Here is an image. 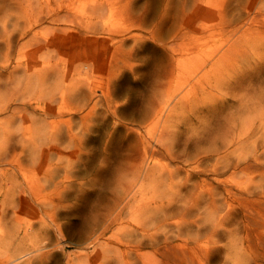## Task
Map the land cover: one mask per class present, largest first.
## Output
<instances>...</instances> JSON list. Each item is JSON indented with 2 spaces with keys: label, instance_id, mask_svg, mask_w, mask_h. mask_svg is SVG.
<instances>
[{
  "label": "rangeland",
  "instance_id": "rangeland-1",
  "mask_svg": "<svg viewBox=\"0 0 264 264\" xmlns=\"http://www.w3.org/2000/svg\"><path fill=\"white\" fill-rule=\"evenodd\" d=\"M83 1H79V4L82 3L81 6L84 5ZM126 1L122 0L120 4L115 6L111 5L101 11L99 17L94 16L91 22L98 24L100 30L93 31L88 30V27H85L83 23L57 21L56 15L50 13L48 7L51 9L56 5L64 6L60 10L65 12L70 0L61 1L59 4H56L55 0H35V11L40 7L43 10L40 11L41 19L32 23V26L26 22L24 17L19 18L18 24L15 26L14 22L18 18L16 14L20 10L19 3L16 0H0V91H2L0 92V107H2L0 108V133L3 125H11L10 130L12 131V133L7 132L3 135L6 139L5 149L7 148V152L3 153V162L0 163V176L3 171L8 170L11 173V178L17 179L18 182L14 183H19V186L13 185L15 188L10 191V198H8L16 197L14 202L17 203L20 202L19 199L21 198L19 194L29 188L27 187L28 181L24 177L33 175L35 182L37 181L35 183V195L31 196V192L27 189L34 206H26V204L21 206L23 207L21 222L24 224L33 220L35 223L34 241L33 238L22 241L23 233H21L12 247H4V254L6 253V258L9 257L7 264H75L79 261L80 256L85 254H91L93 259L97 257L105 262L112 258L114 260L112 263L115 264L117 258L121 256V250L117 251L119 250L117 249L118 246L121 247L117 237L121 236L124 241L126 238L129 240L128 234L119 227L122 225L121 220L129 222L131 226L138 225L141 221L151 218L148 216L154 212L153 208L148 210L133 209V203L137 205L142 195L146 196L148 201L153 199L160 201L163 210L158 214H167V228L164 230L168 232L162 236V241L152 242V246L144 245L138 253L136 251L128 253L127 257L131 263L264 264V196H262L264 190V147H261V155L259 161L256 162L252 157L254 147L252 138L244 143V149L238 150H244L248 155V162L252 164L250 172L235 173L234 168H229L220 174L207 172L192 176L190 189L188 191L187 189L180 190L182 195L188 197L190 193H193L192 196H194L195 201L189 207H186L183 201L171 204L165 202L164 199L169 196L174 197L177 194L178 187L170 188L171 180L169 178L162 180L165 176L161 174L160 168L154 165V160H148L151 167L147 173L148 178L145 177L142 184H140L141 179L143 180L145 173L140 174V171L136 173L129 171L131 174L128 175L129 172L124 174L123 170H118V173L114 174L115 176L113 175L111 179H108L110 175H105L113 165L121 167L123 163L127 164L130 160L141 161L144 143L141 140L143 137H140V130L147 136V130H150L153 121L148 115L144 122V129L139 128L141 123H139L140 120L136 119V113L142 112L143 107L141 105L139 107L131 106L127 115L122 113L115 115L113 110H115L116 104L123 105V107L127 106L125 103L129 98L126 96L127 94H119L120 90L116 88V85L126 82L120 88H124L126 92H128L129 87L132 90L135 89L136 94L139 95L138 98L145 99L144 105H147L148 108L151 103L148 102L149 98L145 93H153L149 78L152 80L161 78L158 73L150 74L149 78L144 73V70H148L151 63L150 58H155L154 48L156 46H165L167 50H170L169 47L175 44L178 48L183 47V50L185 47V52L188 51L189 46H194L195 51L192 54L196 55V68L203 61L199 55L217 57L223 51H229L228 46L232 45L233 41V46L238 50L232 56L236 63V70L227 78L225 84L229 94L216 103L218 107L208 108V110L203 107L195 114L194 112L189 114L188 119L190 121L186 118L188 121L185 120L181 125L178 124V128H180L178 131L179 146H176L175 149L180 154L178 153L176 158H171V160L165 154L159 155L161 160L170 166L179 165L182 168L178 176L173 178L174 182L176 179L178 183L183 182L194 167L193 160L196 161L197 157L194 153L188 152L190 148L198 142H201L202 145L210 142L206 141L209 139L207 133L195 131L198 126L206 124L205 129L209 130L215 122L216 116L224 120L227 112L247 106L246 98L249 95L254 94L259 97L264 94V0H221L218 8L208 15V21L211 25L225 29L221 33L198 32L192 37L190 28L180 23L174 25L173 28L167 27L166 35L160 36L159 39L152 38L153 25L143 22L144 5L150 1L137 0L136 5L133 3L136 0H130V4H126ZM162 1L164 3L165 0ZM162 6L164 5L161 4V8ZM111 12H113L114 17L108 18ZM181 12L179 9L172 12V16L179 22L183 20ZM158 19H160L159 16ZM205 22L207 21L196 22L195 29L201 30V27L206 25ZM5 25L8 30L5 29ZM176 30L179 37L175 35ZM6 31H11L9 32L11 34L9 35ZM134 34L140 36L137 38ZM98 35L100 37L98 41L88 40V36ZM114 36H116L115 39ZM107 37H112L115 41L107 44ZM123 37L128 38V40L123 42L122 47L118 48V54H116L115 48L119 43H122ZM47 39H54L56 48L51 52L49 49L46 50L40 58L46 57L49 52V57L54 59L60 56V52L63 55L66 54L67 60L60 62L61 67H63L61 77L71 70L69 76L73 75L71 81L77 85L78 93L71 96L67 102L69 110L65 116L71 117V120L67 123L60 121L62 123L60 125H63L62 128H64L63 135L65 137H61L58 141L59 145L65 148L66 155L60 159L58 152L55 151L47 165H44V168H39L37 161H46L45 158H42L45 155L41 156L40 154L42 148L47 147L48 144H43L42 140L39 139V145L36 148L38 156L35 158L34 144L28 141L24 142L21 139V134L27 129L29 122L21 119L20 115L26 112L30 120L37 119V121L45 115L42 114L43 109L41 107L35 111L37 104L35 98L29 100V96L21 97L18 93L16 94L14 79L9 76L10 71L15 69L17 64L18 67H21L19 68L20 73L17 74L18 76L15 75L17 77L15 79L25 76L30 68L28 66V63L31 62L29 61V54L35 53V44L41 45L39 41ZM228 40L232 41L225 44ZM57 48L59 49L57 50ZM105 49H108L107 52ZM21 50L23 51L21 52ZM22 56L25 58H21ZM32 56L35 59L33 54ZM155 60L157 59L155 58ZM155 60L154 64H157L158 61ZM191 65L192 63L188 59V68H185V72L189 71ZM102 67L107 69L102 70ZM50 75L54 79L60 76L57 71L53 70ZM164 78L166 79V77L162 79ZM100 79L109 83L111 81V95L115 97L112 105L114 104L115 108L114 106L109 108L106 104L102 94L103 89L107 87ZM91 81L93 86H91ZM139 84L142 87L137 88ZM188 89L192 94L191 105L195 106L197 105L196 99H194L196 91L190 87ZM82 90H85L87 94L78 95L79 91ZM155 90L157 91V89ZM100 97H103V101L99 104L98 109L93 112L94 116L90 117L87 112L91 104ZM180 104L173 105V109L178 107L174 117L184 119L185 114L180 109ZM52 110L48 114L47 121L55 117L58 112L56 110L57 112L53 113ZM83 115H85L84 119L82 118ZM248 115H251L250 112ZM56 118H62V116L58 117L57 115ZM84 127H91V132L86 134ZM123 127L126 129L123 130L121 140L114 143L113 134L117 135V132H121ZM68 131L77 133L78 138L71 140L67 135ZM134 134L139 135V143H141L136 147L134 143L132 144L131 138ZM118 152L120 153L118 154ZM187 154L189 156H186ZM15 155H17V159L12 162ZM236 156L237 154H235ZM212 157H216V155H212ZM19 158L22 160L21 167L20 162H18ZM212 161L214 162L215 159L212 158ZM205 165L203 164V166ZM21 169L26 170V175L22 174ZM17 176L18 178H16ZM205 177L208 181L205 184L206 188H203L205 191L201 193L200 182ZM118 179H122L123 183H127L129 180H138V183L133 192L127 195L121 203L125 206L120 221L107 229L98 241H92L91 236L97 229V225L93 226L92 232H85L84 223L87 219L80 217V214L84 216L86 214L81 212L86 211L87 217L94 214L93 216L104 223L110 217L111 210L117 207L118 197L124 194L126 185H121ZM219 179L226 180L227 184H223ZM154 182H158V184ZM261 183H263L262 186ZM209 187H212V192L217 199L215 202H208L209 198H212L211 194L208 193L209 191L206 190ZM7 188L8 184L4 185L3 191L0 193L1 205ZM103 193L106 195L101 198ZM134 193H136L135 196ZM199 193L201 195L198 196ZM85 195H87L85 198L88 200L83 198ZM8 199L6 198V200ZM197 199L198 204H196ZM13 203H8L9 205L5 209V211L7 210L5 213L7 217L1 219L5 227L11 224L13 227H20V222L17 221L16 215L12 212ZM55 205L58 206L56 211ZM86 205L88 206L86 207ZM122 205L120 206L122 207ZM79 219L83 221L82 226ZM150 225L153 229V224ZM166 236H168L167 240ZM108 241L110 242L107 243ZM19 244L21 245L19 246ZM33 244H35V250L30 252L28 246ZM141 253L144 255L139 257ZM120 263L124 264L122 261Z\"/></svg>",
  "mask_w": 264,
  "mask_h": 264
},
{
  "label": "bare ground",
  "instance_id": "bare-ground-1",
  "mask_svg": "<svg viewBox=\"0 0 264 264\" xmlns=\"http://www.w3.org/2000/svg\"><path fill=\"white\" fill-rule=\"evenodd\" d=\"M16 1L20 5V10L18 11V14H16L18 18L14 22L15 26L16 24H18L19 18H22V17H24L27 20L26 22L31 26H32V23L38 22L41 19L40 11L43 9H41L40 7L38 10L35 11V4H34L35 0H16ZM55 1H56V4H59L61 1H64V0H55ZM79 1L80 0H70L69 4L67 3L68 7L65 10V12H61L60 9L64 7V6L62 7L61 5H58V6L56 5L51 9L50 7L48 8L50 10V13H52L54 16L56 15L57 21H61V22L68 21L72 23L78 22L81 24L83 23L85 27H88L87 28L88 30L97 31V30H100L99 25L91 22L92 19H94V16L97 15V17H99L101 11L105 10L111 5L115 6L122 2V0H84V1L82 0L84 5L81 6L82 3L79 4ZM138 1L137 0L134 1L133 2L134 5H136ZM149 1L150 3H146L144 5L145 12L142 16H143L144 23H147V24L150 23V25H153L152 26L153 29L151 30L152 38L159 39L160 36L166 35L165 30L167 27L173 28L174 25L180 24V23L190 28V32L193 35L192 37H194V35H196L198 32L205 33L207 31L208 33L212 34L214 32L221 33L222 31H225V29L216 28L215 26L211 25L210 22L208 21V15L218 8L219 2L221 0H179V1L178 0H165L164 3L162 0H149ZM88 3L89 5H87ZM130 3H131L130 0L126 1V4H130ZM161 4L164 5L162 6V8H161ZM59 6L61 7L59 8ZM146 8H147V11H146ZM175 9H179L182 11L181 16L183 17V20L181 22H179L177 19L175 20V18L172 16L173 14L172 12ZM158 16L160 17V19H158ZM109 17L110 18L114 17L113 12L110 13L108 18ZM200 20L207 21L204 23L206 25L202 26L201 30L195 29L197 25L196 22ZM6 25H5V29L8 30L6 28ZM6 32L9 33L11 31H6ZM10 34L11 33H9V35ZM55 34L57 35V33ZM175 35L179 37L177 30L175 32ZM134 36L138 38V36L140 35L134 34ZM99 38H100L99 35L91 36V37L88 36L89 41L91 40L98 41ZM115 38L116 36H114V39ZM114 39L112 37H107V44H109V42L110 43L114 42L115 41ZM127 40L128 38L126 37L122 38L121 40L122 43L121 44L119 43L115 48L116 54H118V48L122 47L123 42H127ZM231 41L232 40H228L226 43L225 42L224 43L229 44ZM39 43H41V45L35 44V53L34 52L32 53L35 56V59L32 56V54H29L30 56L29 61L31 62L28 63V66H30L29 68L30 70L27 68L28 71L26 72V75L19 77L18 79H15L17 78L15 77V75L20 73L19 68L21 67V66L18 67V64H17L15 66V69L13 68L10 71L9 77L14 79L13 83L15 86L16 94L18 93V95H20L21 97L29 96V100L35 98V101H37V104L35 105V111H37L38 107H41L43 109L42 114L45 116L42 117L41 119H38L39 121H37V119L30 120L26 112H23L20 116H21V119L27 120L29 122L27 129L23 131L21 134L22 136L21 139L24 142L28 141L34 144L35 150H36L35 158H37L38 156V152L36 148L39 145L38 144L39 139L42 140L43 144L45 145L48 144L47 147L42 148V152L40 154L41 156L45 155V157H42V158H45L46 161L44 160L37 161L39 168H44V165H47L48 160H51V155L53 152L55 151L58 152V155H59L58 157H60V159L62 156L66 155L65 148L61 147L58 141L59 139H61V137L62 138L65 137L63 135L64 128H62L63 125H60L62 124L60 123V121L67 123L71 120V117L65 116V113H67L69 110V108H67L68 106L67 102H69V98L71 96H75L78 93V90H77L78 87L75 83H73L74 81H71V79L73 78V75L69 76V73H71V70L66 75L64 74L65 77H63L64 75L61 77V73L63 72V67H61L60 62H64L65 59L67 60L66 54L63 55V53L60 52V56L55 57L56 59L49 57L51 50H54L56 48L55 40L47 39L45 41H39ZM233 44H234V41H233ZM233 44L228 46L229 51L225 50L217 57L199 55L201 60L203 61L200 63V65L197 68L195 67L196 55L192 54L195 51L194 46H189L187 52H185V47L183 50V47L178 48L175 44L169 47L170 50H167L165 46H160V47L156 46L154 48V53H155V58L157 60H155V58H150L151 63L148 67V70L146 69L144 70V73H146V76L148 78L150 74L158 73L161 78H156L154 80L149 78V81L153 87V93H150V92L145 93V95L148 96L149 98L148 102L151 103L148 108H147V105H144L145 99L141 100L140 98H138L139 95L136 94L137 91L135 89L132 90V88L129 87L128 92H126L124 88H120V86H124L126 84L125 82L126 80L124 81L125 83L117 84L116 88L120 90L119 94H127L126 96H129L128 101H126L125 103L127 104V106L123 107V105L116 104V108H115L114 104L112 105V102L115 101V97L111 95V92H112L110 90L111 81L109 83L104 79H100V81L102 83H105L107 87L106 89H103L102 96L105 98L106 100L105 102L109 108L111 106H114L115 110H113V113H115V115L118 113L127 115V112L130 111L131 106L139 107V105H141L143 107L142 112L136 113L137 114L136 119L140 120L139 123H141L139 128L144 129L145 127L144 122H145V119L148 117V115H150L154 123V124L153 123L151 124L149 128L150 130H147L148 131L147 136L144 135L145 133H142L143 131L139 129L141 133L140 137H143L141 138V140L144 143L141 161L136 162V161L130 160L128 161L127 164L123 163L121 167H117L116 165L115 166L113 165V167L105 174V175H110L108 179H111L114 174H117L118 170L120 171L123 170L122 172L124 174L129 171L132 173H136L140 171V174L142 172L145 173L143 180L141 179L140 184H142L145 181V177L148 178L147 173H149L148 170L151 167L148 160L149 159H151L150 161L154 160L155 161L154 165L160 168L161 174L165 176L164 178H162V180H164L165 178H169L171 180V184H169V187L170 188L178 187L177 194L174 197L169 196L167 199H164L165 202L167 204H171V203H176L177 201H183L184 204H186V207H189L190 204L195 201L194 196H192L193 193L192 194L190 193V196L188 197V196L182 195L180 190L187 189L188 191L190 189V186H191L190 180L192 176L201 175V173H207V172H213L215 174H220V173H224L225 170L229 168H234L235 173L243 172V171L250 172V168L252 164L248 162V155H246L244 150L243 151H238V150L240 148H243L245 146L244 143L252 138V141L254 143V147L252 149V157L256 162L259 161V157L261 155L260 154L261 147H264V94H261L259 97H256L254 94L249 95L246 98L248 105L242 106L236 111L227 112L224 120L216 116V118L214 119L215 122H213L209 130L205 129L207 127L206 124H203L196 128L195 131H197L198 133L200 132L207 133V136L209 137V139H207L206 141H210V142L204 143L206 145H202L201 142H198L194 144L192 148H190V150L188 149L189 153H194L196 155L197 160L196 161L193 160L195 163V164L193 163L194 167L189 172V174L186 176V178H184L183 182L178 183L176 182L177 179L175 181L176 183L173 181V178H175V176H178L182 168L179 165L176 167H172L169 164L163 162L161 160V157H159L160 154L161 155L165 154L170 159L176 158V155L180 154L179 152L178 154L175 149L176 146H179L178 131L180 128H178V124L180 123L179 125H181V123L185 122V120L190 121V119H188L189 114L193 112L195 114L198 110H201L203 107L207 110L208 108L218 107L216 106V103H218L219 100L223 98L225 95L229 94V91L225 87V84L227 82V78H229L231 73L235 72L236 70V63L232 59V56L234 52L238 51L237 48L233 46ZM250 44L252 43L250 42ZM48 49L50 51L49 54L44 58H40L43 52H46V50ZM58 49L59 48H57V50ZM107 50L108 49H105L106 52ZM22 51L23 50H21V52ZM21 58H25V57L22 56ZM188 59L192 63V65L189 71L185 72V68H188ZM154 60L158 61V63L154 64ZM40 61H43V62H40ZM106 69L107 68L102 67V70H106ZM52 70L57 71L60 74V76L55 77L56 79H54V77L50 75V73H52ZM163 77H166V79L165 78L162 79ZM90 83H91V86L94 85L92 81ZM7 86H9V84H7ZM140 87H142L141 84L137 85V88H140ZM188 87L196 91V93L194 94L196 97H194V99H196L195 102L197 103V105L195 106L191 105V100H192L191 95L192 94H191V91L188 89ZM199 87H200L201 92L199 91ZM7 89L8 88L6 87V90ZM155 89H157V91ZM86 94L87 92L85 90H82L81 92L79 91L78 95L83 96ZM103 97H100V99L95 100L94 103L91 104L90 109L87 112L90 117L94 116L93 112L95 111V109L96 110L98 109L99 104L101 103V101H103L102 100ZM179 103H181L179 105V107H181L180 109L183 111V114H185L184 119L180 117L179 119H177L178 117L177 118L174 117V115L177 114L176 110L178 109V107L173 109V105L177 106ZM51 110L53 111V113H56L57 111L58 112L55 114V117L50 119V121H47L46 119H48V116H49L48 114H50ZM248 112H250L251 115H248ZM57 115L58 117L62 116V118L57 119L56 118ZM85 115L82 116L83 119ZM244 115H247V116H244ZM233 117L239 123L236 122L233 119ZM231 123L232 125L230 126ZM36 124H40V125H36ZM10 126L11 125H3L2 126L3 128H1L0 163L3 162V153L7 152V148L5 149L6 139L3 135L4 133H7V132L12 133V131L10 130ZM46 128H50V129L46 130ZM125 129L126 127H123L121 132H117V135L113 134L112 140L114 143L121 140V135L123 133V130ZM84 130H85V133L88 134L91 132V127H84ZM67 135H69L71 140H73L74 138H78V135L75 132L68 131ZM138 136L139 135L134 134L133 137H131L133 141L132 144L134 143L135 147L141 144L139 143L140 137ZM98 140H101V138H98ZM232 146L234 147L230 149ZM119 153L120 152H118V154ZM235 154H237L236 157H235ZM212 155H216V157H212ZM186 156H189V154H187ZM212 158L213 160L215 159L214 162L212 161ZM16 159H17V155H15L12 158V162H14ZM18 162H20V167H21L22 166L21 158L18 159ZM203 164L204 165L206 164V165L203 166ZM21 172L23 175H26L25 169H21ZM130 172L128 173V175L131 174ZM11 177H12L11 173L8 170L3 171L0 176V180H1L0 181V193L1 191H3L4 185L8 184L7 193L3 200V202H7V203L4 204L2 202V205L0 203V264H7L8 263L7 260L9 259V257L6 258L5 256L6 253L4 254L5 252L4 247L5 248L12 247L13 246L12 244L15 242L16 239H18V236L21 235V233H23V235L21 236L22 241L26 240L27 238L28 239L33 238V241H34V237H35L34 236L35 235L34 221L30 220L29 222H26L24 224L21 222V215L23 212V207L21 206L25 204L26 206L27 205H30L31 207L34 206L33 203H31V199H32L31 196L35 195L36 193L35 183L37 181L35 182L33 175H26L24 177L28 181L27 187L29 188L27 189L31 192V196H29L30 193L27 189H26L27 193H26V190L23 189L24 191L21 192V194H19L21 195L20 196L21 198L19 199L20 202L17 203V202H14L16 201V197H13L12 195H11L12 199H8L10 198L9 197L10 196L9 194H11L10 191L15 188L13 187V185H16V187L19 186V183H14V182H18L16 181L17 179L14 180ZM215 177L218 178V176H215ZM16 178H18V176ZM118 180L119 182H121V185H126V187H124L125 188L124 194L118 197L119 201L116 204L117 207L111 210L112 213L109 214L110 217L107 220L105 219L106 221L104 223H102V221L99 220L96 216H93L94 214L87 217L88 215L86 211L81 212V213L84 212V214L86 215L82 216L80 214V217L87 219V221H85L84 223V226H86V230H84L85 232L87 231L92 232L93 226L95 224L97 225V229L93 232V236H91L93 239L92 241H95V240L98 241L101 235L104 234L107 229H109L114 223H117L120 221V219L123 216L122 213L124 211L123 208L125 206V205H122L121 203L126 199L127 195H130V193L133 192V189L138 183V180H129L127 183H123L122 179H118ZM202 180L200 182L201 191H202L201 193L205 191L203 188H206L205 184H207L208 179L205 177ZM209 180L211 181V179ZM221 182H223V184L225 185L227 184L226 180H221ZM154 183L158 184V182H154ZM262 185L263 183H261V186ZM206 190L209 191L208 193L211 194V197H212V198H209L208 202L217 201L214 193L212 192L213 191L212 187H209ZM173 191H176V190H173ZM201 193H199L198 196L201 195ZM171 194H173V192H171ZM263 194H264V190H263ZM263 194L262 196H264ZM104 195L106 194L103 193L101 195V198ZM135 195L136 193H134V196ZM85 197H87V195H85L83 198L88 200ZM6 198L8 200H6ZM146 198H147L146 196L142 195L139 203L137 205L133 203L132 207H134L133 209L135 210L139 208H143L147 210L150 208H153L154 212L148 216L151 218L147 220H143L138 225L134 224L133 226H131L129 222L127 223L125 220L124 221L121 220L122 225H120L119 227L128 234L129 240H127L126 238V241H124L121 238V236L117 237L118 238L117 240L121 246V247L118 246L117 249L119 250L117 251L121 250L120 251L121 256L117 258V261H115V264H122L120 263L121 261L124 262V264H137L136 262L131 263V261H129L127 257V254L133 251H136L138 253L139 250L142 248V246L148 245V244L152 246L153 244L152 242L156 243L157 241L159 242L162 241L163 239L162 236L168 232L164 230L165 228H167V221H168V218L166 217L167 214L166 213L164 215L158 214L160 211L163 210L162 204L160 203L158 199H153L152 201H148L146 200ZM11 201H13L14 203ZM8 203L10 204L13 203L14 208H12V212L14 213V215H16L15 217H17V221L20 222V227H13V225L11 224L7 226L8 227L7 228L1 221L2 217L3 218L7 217V214L5 215L7 210L5 211V209H7L6 207H8L7 206L9 205ZM196 204H198V199L196 201ZM120 205H122V207ZM87 206L88 205H86V207ZM54 207L56 211L57 210L56 208L58 206L55 205ZM51 212L53 213V211ZM167 212L169 214L168 209H167ZM95 215H98V214H95ZM55 218H56V215H55ZM79 223L81 226L83 225V221L81 219H79ZM150 224H153V229ZM134 236L136 237L132 239V237ZM167 239H168V236H166V240ZM109 242L110 241H108L107 243ZM21 244H19V246ZM28 248L30 249L29 250L30 252H33L35 250V244L28 246ZM100 255L101 254L99 252V256ZM143 255L144 254L141 253V256L139 254V257H142ZM112 262H114L112 258L105 262L101 258L95 257L93 259L91 254H85L83 256H80L79 261L75 264H113Z\"/></svg>",
  "mask_w": 264,
  "mask_h": 264
}]
</instances>
